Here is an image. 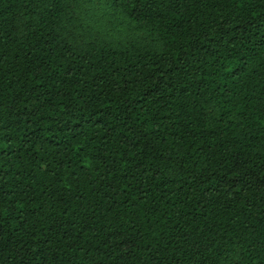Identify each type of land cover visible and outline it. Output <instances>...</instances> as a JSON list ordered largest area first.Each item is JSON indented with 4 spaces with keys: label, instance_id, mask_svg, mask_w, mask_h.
I'll list each match as a JSON object with an SVG mask.
<instances>
[{
    "label": "trees",
    "instance_id": "16d2710c",
    "mask_svg": "<svg viewBox=\"0 0 264 264\" xmlns=\"http://www.w3.org/2000/svg\"><path fill=\"white\" fill-rule=\"evenodd\" d=\"M0 264H264V0H0Z\"/></svg>",
    "mask_w": 264,
    "mask_h": 264
}]
</instances>
